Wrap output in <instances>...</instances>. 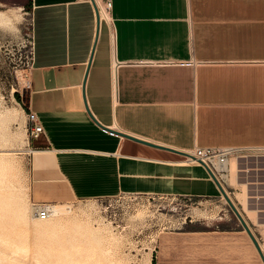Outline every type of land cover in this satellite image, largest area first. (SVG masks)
<instances>
[{"label":"crops","instance_id":"0c3cea01","mask_svg":"<svg viewBox=\"0 0 264 264\" xmlns=\"http://www.w3.org/2000/svg\"><path fill=\"white\" fill-rule=\"evenodd\" d=\"M30 2L33 57L22 104L45 130L32 140V198L219 196L202 166L103 127L182 153L240 147L245 158L227 189L263 249L264 0H113L95 51L92 3ZM88 67L86 100L103 127L85 108ZM237 195H247L255 220Z\"/></svg>","mask_w":264,"mask_h":264},{"label":"rangeland","instance_id":"374dc122","mask_svg":"<svg viewBox=\"0 0 264 264\" xmlns=\"http://www.w3.org/2000/svg\"><path fill=\"white\" fill-rule=\"evenodd\" d=\"M32 35L30 0H0V193L12 192L15 198L11 205L0 199V264H153L154 258L156 264H264L220 191L212 199L121 194L35 201L34 149L22 104ZM231 163L233 175L236 162ZM244 196L237 198L255 220ZM33 203L57 204L52 209L68 213L33 221ZM22 209L26 217H18ZM242 216L261 243L249 218Z\"/></svg>","mask_w":264,"mask_h":264},{"label":"built area","instance_id":"2783aa9c","mask_svg":"<svg viewBox=\"0 0 264 264\" xmlns=\"http://www.w3.org/2000/svg\"><path fill=\"white\" fill-rule=\"evenodd\" d=\"M92 3L91 0H87ZM104 9L110 16L113 8V0H102ZM99 9L101 18V8L95 0ZM102 20V19H101ZM33 57V44L30 52V59ZM118 64L119 63H115ZM114 73V70H113ZM27 124V132L32 140H37L45 134L44 127L36 112L31 109L24 110ZM35 150L31 151L34 153ZM244 149L230 145H196L192 152L184 153L186 162L196 161L198 165L202 166L209 175V178L214 182L213 177L218 181L221 187L227 192V187L231 184V161H241L245 158ZM215 183V182H214Z\"/></svg>","mask_w":264,"mask_h":264},{"label":"water","instance_id":"95a60500","mask_svg":"<svg viewBox=\"0 0 264 264\" xmlns=\"http://www.w3.org/2000/svg\"><path fill=\"white\" fill-rule=\"evenodd\" d=\"M91 1H92V4H93V7L95 9L96 18H97V27H98V29H97V39H96V42H95V45H94V49H93V51H95V48H96V45H97V40H98V37H99V27H100V23H101V18H100L99 9L97 7V4H96L95 0H91ZM89 68L90 67H88V70L86 72L85 79H84V82H83V98H84V102H85V108H86L87 112L89 113L90 117L93 119V121H95L99 126L103 127L96 120V118L93 116V114L91 113V111H90V109L88 107V104H87V100H86L85 90H86L87 77H88V74H89ZM103 128L106 129V130H108V131H110V132H112V133L120 134V135H122V136H124L126 138H129V139L133 140V141H136V142H139V143H142V144L151 146V147H155V148H159V149H164V150H168V151H171V152H175V153H178L180 155H184V153H182V152H180V151H178L176 149H173V148H170V147H165L163 145H159V144H156V143H153V142H150V141H147V140H144V139L135 137L133 135L127 134V133L117 132V131H114L112 129H107L105 127H103ZM213 180H214L215 184L217 185L219 191L223 195V197L226 199V201L229 204L230 208L232 209L233 213L237 217V219L240 222L242 228L244 229V231L247 232L248 236L252 240L255 248L257 249V251H258V253H259V255H260V257H261V259H262V261L264 263V253H263V250H262L261 245H260L259 241L257 240L255 234L251 230L249 224L244 219V217L242 216V214L240 213V211L236 207L235 203L229 197V195L227 194V192L221 187V185L218 183V181L214 177H213Z\"/></svg>","mask_w":264,"mask_h":264},{"label":"bare ground","instance_id":"6f19581e","mask_svg":"<svg viewBox=\"0 0 264 264\" xmlns=\"http://www.w3.org/2000/svg\"><path fill=\"white\" fill-rule=\"evenodd\" d=\"M97 3L98 5L100 6L101 8V19H107L109 20L110 19V16L108 15V13L105 11L104 9V4H103V1L102 0H97ZM12 9V8H11ZM1 152V151H0ZM9 154V153H8ZM182 159H185L186 161V158L184 156H181ZM190 164H196L197 165V162L196 161H190L189 162ZM236 173L233 174V177H232V180H231V183L232 184H236L237 183V180H236ZM6 187V185H5ZM8 187V186H7ZM9 188V187H8ZM244 188V187H243ZM7 189V188H5ZM1 190V188H0ZM230 194V193H229ZM246 194V193H245ZM247 196V195H246ZM229 197L231 198V196L229 195ZM0 199L2 202H4L5 204H8V205H11L12 202L14 201V194L12 192H5V193H0ZM232 199V198H231ZM244 199L245 201L247 202L246 200V197L244 196ZM225 200V199H224ZM226 201V200H225ZM249 203V202H247ZM52 205L53 204H32V211H33V216L31 217V219L33 221H36V220H40V221H50L51 217L52 216H61V215H64L66 213H68L67 210H58V209H52ZM31 206V205H30ZM239 210V209H238ZM253 210V209H252ZM250 208V205L248 204V212H251V213H255L253 212ZM30 211V210H29ZM70 212V211H69ZM241 213V212H240ZM244 214V213H243ZM30 215V213L28 214ZM245 215V214H244ZM255 215V214H254ZM65 216V215H64ZM18 217H26V211L25 210H20L18 212ZM256 219V218H255ZM60 222V221H59ZM62 222V221H61ZM63 223V222H62ZM96 231V230H95ZM88 232V230H87ZM246 232V231H245ZM247 233V232H246ZM248 235V234H247ZM250 238V237H249ZM252 241V240H251ZM262 247V246H261ZM264 249V248H263ZM257 250V249H256ZM108 250L105 251L106 255L109 253H107ZM150 255H148L149 257ZM150 258V257H149ZM4 259V258H3ZM2 261V259H0ZM150 262V261H149ZM21 264V262H20Z\"/></svg>","mask_w":264,"mask_h":264},{"label":"trees","instance_id":"16d2710c","mask_svg":"<svg viewBox=\"0 0 264 264\" xmlns=\"http://www.w3.org/2000/svg\"><path fill=\"white\" fill-rule=\"evenodd\" d=\"M193 230H197V229L194 228ZM153 264H156V259L155 258L153 259Z\"/></svg>","mask_w":264,"mask_h":264}]
</instances>
